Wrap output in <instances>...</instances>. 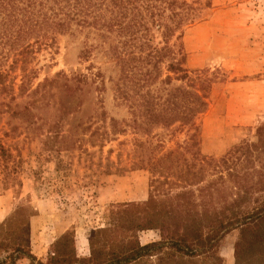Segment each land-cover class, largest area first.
Returning <instances> with one entry per match:
<instances>
[{
	"label": "rangeland",
	"instance_id": "rangeland-1",
	"mask_svg": "<svg viewBox=\"0 0 264 264\" xmlns=\"http://www.w3.org/2000/svg\"><path fill=\"white\" fill-rule=\"evenodd\" d=\"M22 1L12 9L25 19L19 9L28 2ZM33 1V9H27L33 20H21L19 36L9 38L18 27L0 24V224L21 209L11 224L15 235L32 213L29 249L46 250L42 256L33 254L43 262L52 254L54 234L64 228L71 244L74 234L82 237L107 227L106 244H97L108 249L122 235L116 227L117 206L127 203L122 199L130 193L141 197L148 191L153 210L166 214L162 264H235L238 232H227L218 245L208 235L213 211L238 192L227 167L252 166L238 160L233 148L256 143V130L264 122V0H184L189 19L170 47L189 75L206 80L207 106L192 127L177 123L147 133L133 128L130 110L115 98L119 69L109 43L122 36L105 31L103 37V29L71 17L64 26L39 24L57 3ZM152 33L158 42V33ZM63 75L84 76L86 82L71 97L75 103L65 107L57 103L56 82ZM197 87H202L199 81ZM162 155L167 156L163 171L149 165ZM254 166H259L257 158ZM192 219L204 229L203 244L191 246L190 258L181 242L176 250L172 233L181 235L188 221L194 229ZM142 232L137 237L144 240ZM156 262L152 256L132 264ZM15 264H28V259L18 256Z\"/></svg>",
	"mask_w": 264,
	"mask_h": 264
},
{
	"label": "trees",
	"instance_id": "trees-1",
	"mask_svg": "<svg viewBox=\"0 0 264 264\" xmlns=\"http://www.w3.org/2000/svg\"><path fill=\"white\" fill-rule=\"evenodd\" d=\"M15 1L22 0H0V11L6 10L0 24L4 27H18V32L12 33L9 38L19 36L21 20H33L30 14H27V9H33L35 3L32 2L35 1H22L28 2L24 9H19L23 10L21 14L25 19L18 17L20 13L12 9ZM56 3L57 7L52 9L51 14H42L43 18L39 24L54 23L64 26L66 19L71 17L80 25L103 29L100 32L103 37H106V32H115V35L122 36L109 43V48L119 69L118 77L114 81L115 98L130 110L133 128H140L147 133L152 127L168 128L177 123L189 127L195 125V119L207 106L208 85L201 74L189 75L183 66L182 58L176 59L170 47V40L175 32L189 19L188 13L184 11V0H56ZM60 3H63L61 7ZM6 6H9V9ZM61 14L64 18H61ZM37 22V19H34V23ZM68 23L69 21L65 24ZM153 30L159 36L156 43ZM60 77H63L62 81L56 82L60 86V98L57 103L63 107L70 106L75 103L71 101V97L81 92L85 85V77ZM52 81L55 80H46L42 87ZM173 81L181 83L174 85ZM198 81L202 84L201 88L197 87ZM79 102L77 101V104ZM24 110L30 111L29 106L26 105ZM256 137V143H244L233 148L238 160L248 161L252 166L250 169L247 166L234 165L231 169L227 167L229 176L237 182L235 188L238 192L234 199L215 209L211 216L212 225L208 236L214 240L215 245L219 244L227 232H238L239 238L234 244L235 264L255 261V264H264V122L257 128ZM254 152L257 156L252 159ZM165 157L167 156L162 155L153 161L150 159L149 165L163 171L166 168L163 164ZM256 158L259 163L257 169L254 166ZM254 176L256 179L251 181ZM252 196L253 200L246 202ZM151 198L148 197L145 202H127L117 206L116 227L122 235L118 242L109 245L108 249L97 244L99 241L106 244V235L110 233L107 227L90 233V255L87 258L76 256L74 239L71 238V244H68L69 233H64L55 241L47 262L36 258L29 249L28 217L32 213L27 214L23 222L21 221L18 226L19 233L12 234L11 224L15 215L21 213L20 209L0 224V264H15L18 256L27 258L28 264H132L155 256V264H162V220L166 214H163L161 209L153 210L150 206ZM189 224L188 221L181 235L177 231L172 235L177 237L173 244L176 250L180 251L177 246L181 242L186 248L184 254L192 258L194 254L191 252V246L203 244L204 226L197 225L195 219H192L194 229H190ZM144 230H157L160 240L140 244L137 234ZM16 237L19 238L17 241ZM247 254H251V257Z\"/></svg>",
	"mask_w": 264,
	"mask_h": 264
},
{
	"label": "crops",
	"instance_id": "crops-1",
	"mask_svg": "<svg viewBox=\"0 0 264 264\" xmlns=\"http://www.w3.org/2000/svg\"><path fill=\"white\" fill-rule=\"evenodd\" d=\"M148 197V191L145 193L144 196L141 197H137V195H135V193H130L129 198H124L122 199L121 197L119 199H114L116 201H120L122 200H127V202H138V201H144L146 198ZM68 228H64V229H60L58 230L57 233L54 234V237L52 238V241H50V244L54 243L61 235L64 234V232L67 230ZM142 235L144 237V240H142V237L139 236L140 239V244H147V243H151L155 240H157V235L154 230H145V232H142ZM88 237L89 234H84L82 235V237H79L77 235L74 234L73 238H74V249H75V254L78 258H87L90 255V247H89V241H88ZM54 241V242H53ZM32 254L34 255H38V256H42L43 254H47V251L44 250V253L40 252V253H34V251H31ZM39 258V257H38ZM49 259V257L47 258Z\"/></svg>",
	"mask_w": 264,
	"mask_h": 264
}]
</instances>
